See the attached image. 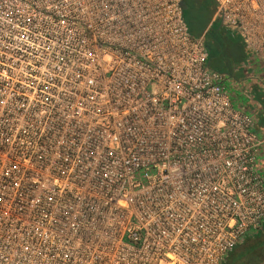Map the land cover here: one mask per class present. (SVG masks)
I'll return each instance as SVG.
<instances>
[{
	"label": "built area",
	"instance_id": "obj_1",
	"mask_svg": "<svg viewBox=\"0 0 264 264\" xmlns=\"http://www.w3.org/2000/svg\"><path fill=\"white\" fill-rule=\"evenodd\" d=\"M181 1L0 0V264H222L264 229V133ZM209 1L255 83L264 0Z\"/></svg>",
	"mask_w": 264,
	"mask_h": 264
},
{
	"label": "rangeland",
	"instance_id": "obj_2",
	"mask_svg": "<svg viewBox=\"0 0 264 264\" xmlns=\"http://www.w3.org/2000/svg\"><path fill=\"white\" fill-rule=\"evenodd\" d=\"M197 3V7L188 8L187 11L183 12L184 20L186 24L190 27L192 36L197 38L201 35H204V41L210 43L212 42V44L215 40L220 41L219 43L222 47V58L225 60H229L232 63V78L235 81L245 83L248 78H255V74H257V72H255L254 69L248 67L249 53L245 50L241 38L231 30H228L225 26H222L220 23H212L211 16L213 14V6L209 0H198ZM238 43H241V49H238ZM260 75L262 76L261 79H258L256 77V80L262 81L264 83V72ZM246 86H248V88H245V86H243V94L248 99L257 101L260 105H262V109L264 111V91L257 90L256 87L253 85ZM255 236L249 239H253ZM262 247V252H252L250 255L245 256V258H241L235 261L234 263L255 264L258 261L263 262L264 245Z\"/></svg>",
	"mask_w": 264,
	"mask_h": 264
},
{
	"label": "trees",
	"instance_id": "obj_3",
	"mask_svg": "<svg viewBox=\"0 0 264 264\" xmlns=\"http://www.w3.org/2000/svg\"><path fill=\"white\" fill-rule=\"evenodd\" d=\"M192 2V7H197L198 0H185L187 5ZM211 3V2H210ZM188 30L191 34V29L187 25ZM192 35V34H191ZM205 39V37H204ZM219 40H215L212 42H207L205 41V45L208 49L209 53V66L212 70L219 72V73H224L232 77V66L231 62L229 60H225L222 58L221 55V45L219 43ZM238 49H241V43H238ZM237 49V50H238ZM240 53V51H239ZM238 53V54H239ZM238 58V57H236ZM264 230V229H263ZM261 231L258 235H256L253 239L247 240L245 243L237 246L227 257L224 263L222 264H235L234 262L241 259L245 258V256L250 255L252 252H262L263 250V245H264V231ZM263 243V244H262ZM261 245V246H260ZM261 263L260 261L256 262L255 264Z\"/></svg>",
	"mask_w": 264,
	"mask_h": 264
},
{
	"label": "crops",
	"instance_id": "obj_4",
	"mask_svg": "<svg viewBox=\"0 0 264 264\" xmlns=\"http://www.w3.org/2000/svg\"><path fill=\"white\" fill-rule=\"evenodd\" d=\"M211 21H212V16H211ZM201 36H204V35H201ZM248 67H250L251 69H254V65L251 66L250 63H249V66ZM257 75H258V72H257ZM261 77L262 76L257 77V78L258 79H261ZM247 80L245 81V83H242V82H239V81H235L234 80L235 83L238 82V85H236L234 87V91H233L234 102L236 104H238L239 106H241L242 108H244L245 110H247V111H249L251 113H254V115L256 116L257 121H258V129L261 132L264 133V111L262 109V105H260L257 101L248 99L243 94V90H244V87L243 86H245V88H248V86H246V85H253V86L256 87L257 90L264 91V83L262 81H257L255 79H254L256 81L255 83H250V82H247ZM259 163H260L261 168H262V170L264 172V144H263V146L261 147V150H260Z\"/></svg>",
	"mask_w": 264,
	"mask_h": 264
},
{
	"label": "water",
	"instance_id": "obj_5",
	"mask_svg": "<svg viewBox=\"0 0 264 264\" xmlns=\"http://www.w3.org/2000/svg\"><path fill=\"white\" fill-rule=\"evenodd\" d=\"M181 7H182V10H183V12L184 11H187L188 10V5H187V3L185 2V0H182L181 1Z\"/></svg>",
	"mask_w": 264,
	"mask_h": 264
},
{
	"label": "flooded vegetation",
	"instance_id": "obj_6",
	"mask_svg": "<svg viewBox=\"0 0 264 264\" xmlns=\"http://www.w3.org/2000/svg\"><path fill=\"white\" fill-rule=\"evenodd\" d=\"M191 2V1H190ZM188 7L191 8L192 7V2L188 4Z\"/></svg>",
	"mask_w": 264,
	"mask_h": 264
}]
</instances>
